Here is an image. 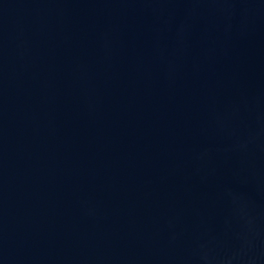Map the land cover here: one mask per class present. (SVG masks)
<instances>
[{
	"label": "water",
	"instance_id": "95a60500",
	"mask_svg": "<svg viewBox=\"0 0 264 264\" xmlns=\"http://www.w3.org/2000/svg\"><path fill=\"white\" fill-rule=\"evenodd\" d=\"M0 264H264V0H0Z\"/></svg>",
	"mask_w": 264,
	"mask_h": 264
}]
</instances>
